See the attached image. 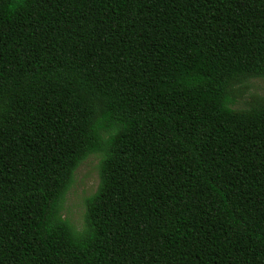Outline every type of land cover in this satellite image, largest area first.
Wrapping results in <instances>:
<instances>
[{
	"label": "trees",
	"instance_id": "16d2710c",
	"mask_svg": "<svg viewBox=\"0 0 264 264\" xmlns=\"http://www.w3.org/2000/svg\"><path fill=\"white\" fill-rule=\"evenodd\" d=\"M251 78L264 0H0V264H264Z\"/></svg>",
	"mask_w": 264,
	"mask_h": 264
},
{
	"label": "rangeland",
	"instance_id": "374dc122",
	"mask_svg": "<svg viewBox=\"0 0 264 264\" xmlns=\"http://www.w3.org/2000/svg\"><path fill=\"white\" fill-rule=\"evenodd\" d=\"M248 89L245 94L229 105L233 109L245 107V102L251 95L264 98V78H251L247 81ZM99 155H89L74 170L72 180L67 189L62 207L61 216L75 229L80 230L83 225L84 201L96 189L98 183L97 165Z\"/></svg>",
	"mask_w": 264,
	"mask_h": 264
}]
</instances>
